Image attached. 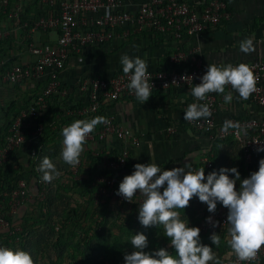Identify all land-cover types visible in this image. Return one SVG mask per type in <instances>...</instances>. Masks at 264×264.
Returning a JSON list of instances; mask_svg holds the SVG:
<instances>
[{
	"label": "built area",
	"instance_id": "built-area-1",
	"mask_svg": "<svg viewBox=\"0 0 264 264\" xmlns=\"http://www.w3.org/2000/svg\"><path fill=\"white\" fill-rule=\"evenodd\" d=\"M35 3L36 17L31 20L33 24L26 33L54 32L56 39L53 43H37L26 36L24 46L34 60L6 66L0 74L1 81L7 85L38 81L43 84L29 104L12 116L9 124H4L7 129L0 136V174L4 173L6 164L10 163L12 156H17L26 143H31L32 146L28 161L35 162L44 150L42 138L47 127L49 107L52 99L63 93L59 75L71 53L79 54L83 50L100 47L114 40H126L131 34H162L174 47L162 66L147 68L149 83L153 86L151 94L169 90L190 93L207 71L200 55V36L221 26L231 16L228 0H35ZM25 8L24 0H13L12 3L10 0H0L5 21L11 25V28L8 24L0 27V44L11 35L12 29L24 31L27 27V23L21 22ZM186 39L193 41L188 50H184L181 44ZM243 64L251 68L256 80L255 91L248 101L264 109V59ZM237 65L239 64L233 66ZM129 82L130 76L125 75L122 69L116 70L108 78L93 76L81 83L80 89L87 94L86 104L72 108L68 111L69 114L95 118L99 117L104 108L116 102L137 100L127 87ZM225 89L230 90L231 87L226 86ZM192 103L206 104L211 111L210 117L187 121L193 130L206 135L211 144L224 141L236 144L244 163L249 162L254 154L262 153L256 151L260 145L255 142L264 143V116L260 120L235 117L219 122L216 119L219 102L214 93L207 94L203 101H197L191 96L189 105ZM103 118L107 123L98 124L86 141L115 138L121 142L126 141L128 145L122 146L116 153L93 155H101L102 159L96 163L97 171L90 177V197L93 207L99 210L103 209L108 200L114 198L124 220L122 212L126 210L127 202L115 193L123 177L133 172L130 148L138 147L141 137L133 135L114 116L106 115ZM226 121L238 124L239 131L234 128H229L227 133L222 131ZM174 132L173 127H168L163 133ZM13 164L17 165L18 160ZM80 164L81 160L77 166ZM206 166L211 168L212 164L207 162ZM14 186L10 192L0 189V230L9 227L8 219L13 218L22 206L28 202L42 204L49 194L48 183L34 175L27 179H18ZM136 195L139 196L141 204L143 197L139 193ZM41 212L46 213V208L42 207ZM211 217L217 222V226L214 228L210 223L199 224L197 227L200 233L224 232L228 237L229 226L225 223L227 209L224 208ZM55 230H59L58 225ZM97 230L100 231V227ZM230 255V264H264V246L259 250L257 258L250 262L238 260L231 249Z\"/></svg>",
	"mask_w": 264,
	"mask_h": 264
},
{
	"label": "crops",
	"instance_id": "crops-1",
	"mask_svg": "<svg viewBox=\"0 0 264 264\" xmlns=\"http://www.w3.org/2000/svg\"><path fill=\"white\" fill-rule=\"evenodd\" d=\"M24 1L27 7L31 6L28 16H34L36 8L32 4L35 3V0ZM228 11L231 14L229 20L219 27L204 32L198 40L204 65L222 67L228 64L236 65L263 60L264 0H228ZM7 24L5 17H3V11L0 9V27L7 26ZM26 36L32 42L37 43H53L56 39L54 32L38 31L28 35L20 29H12L11 35L0 44V74L6 66L16 63H30L34 60V57L24 46ZM245 39H252L253 41L255 51L250 54L240 51V43ZM181 44L184 50H188L193 45V41L186 39ZM173 47V43L162 34L142 33L131 34L126 40H114L100 47L83 50L79 54L71 53L64 70L59 75L63 93L53 98L49 107L46 128H48L50 136L47 139V145L45 144L44 147L58 145V149L61 151L63 139L60 134L61 130L75 120L92 119L74 116L68 112L72 108L83 106L87 102L86 92L80 89L82 82L90 80L93 76L104 78L112 76L116 70L122 69L120 57L124 54L146 60L148 69L160 67L167 61L166 57ZM1 62L3 65H1ZM42 85L41 81H38V83L22 82L7 85L0 78V115L8 111L10 107L21 109L27 106L30 99L41 89ZM213 93L219 102L216 113V119L219 122L235 117L260 120L264 116V109L255 106L248 99L242 100L239 94L232 89H225L223 94ZM229 93L233 98L230 103H225L224 96ZM190 99L191 94L183 90L155 92L143 104L137 100L116 102L114 105L104 108L99 117L112 115L133 135L141 137L139 146L130 148V164L133 171L134 165L137 163L145 165L154 163L161 170L183 167L188 164L190 168L186 170L193 172L204 168L206 177L212 171L219 173V169L222 167H235L240 173L241 180L247 178L250 172L257 171L259 160L264 158V152L254 154L249 162L244 163L241 161L240 151L236 144L230 141L211 144L206 135L192 129L188 122L183 119L184 111L187 109ZM1 121L0 127L4 126L5 123V120ZM97 127L98 125L95 129ZM168 127H173L175 132L173 134L163 133ZM124 145H128L126 141L121 142L115 138L106 141H86L84 151L80 156L81 164L79 166L72 168L67 165V168L60 169L62 164L65 165L62 160L55 165L57 169H60V172L71 173L73 177L78 176L79 179L85 178L97 171V165L92 161L93 155L116 153ZM31 148V143H26L15 156L19 167L23 171L29 170L27 163ZM207 162L212 164L211 168H207ZM227 174L229 178H233V174ZM73 179L76 180V178ZM48 185V209L52 217L56 219L66 216L70 218L79 216L80 221L88 225L90 217L96 218L101 215L103 219L101 212L106 215L108 205L113 204L115 206V200L112 198L106 202L103 209L100 208L99 210L91 207L90 204L86 203V197L84 198L72 190L62 191L60 177L48 183ZM235 187L237 190L239 189V181H237ZM60 198L62 201H60ZM138 198L139 196L135 195L132 203L126 201V210L122 212L125 218L138 214L140 204ZM222 209L224 207L217 203L216 212ZM91 210L94 211L91 212ZM89 211L90 216L86 217L85 214ZM117 211H121L118 205ZM178 211H180V218L185 222L188 221L189 227H197L199 224L208 223L206 218L214 214L209 213L207 205L200 202L197 197L190 200L189 206L184 209V212L183 210ZM18 212L21 222L33 227L35 238L47 235V229L39 222L37 204L28 202ZM66 224L63 233L65 239L67 238L65 242L68 244L69 240L76 239L77 236L71 233L72 231L75 233L71 227V222H66ZM156 227H151V233L154 236L156 232L153 229ZM212 234L200 233V243L212 248V252L220 264H230L231 255L230 247L227 244V235L224 232L215 233L220 237V243L217 246L212 244L210 239ZM48 244H44L40 251L49 249L54 253L50 247L52 243ZM166 247L171 255H175V251L169 246V241Z\"/></svg>",
	"mask_w": 264,
	"mask_h": 264
},
{
	"label": "clouds",
	"instance_id": "clouds-1",
	"mask_svg": "<svg viewBox=\"0 0 264 264\" xmlns=\"http://www.w3.org/2000/svg\"><path fill=\"white\" fill-rule=\"evenodd\" d=\"M239 48L245 54L255 51L252 39L243 40ZM120 63L123 73L130 76L127 87L137 101L145 103L153 89L149 83L146 60L124 54L120 57ZM200 79L201 82L192 87L190 92L197 101H203L209 93L223 94L226 86L237 92L242 100H247L255 91L253 71L243 63L222 67L208 64L207 71ZM232 98L231 93L225 95V103H230ZM210 116L211 111L206 104L192 103L184 111L183 119L197 121ZM101 123H107L105 118L95 117L91 120H75L64 127L60 133L63 138L60 160L75 168L80 163L86 138ZM229 128L239 131L238 124L226 121L222 131L227 133ZM255 144L260 145L256 148L257 152H264V143L257 141ZM189 168L185 164L183 167L161 170L154 163H137L132 174L123 177L115 194L132 203L133 197L139 193L143 197V202L138 206L137 219L140 225L144 228L161 225L163 236L175 251V255L164 248L146 252L148 239L146 235L137 233L130 241L133 251L123 257L124 264H220L212 248L200 243V229L189 227L188 221L180 218L178 210L184 212L193 197L206 204L209 213L216 212L217 203L226 208L228 246L240 261L250 262L257 258L264 246V158L259 160L258 170L242 180L235 167H222L219 173L212 171L206 177L204 168L195 172L186 170ZM37 170L42 173L41 180L46 183H51L61 175L48 157L41 160ZM227 173L233 174V178H229ZM237 181L238 190L235 187ZM206 222L214 228L217 226L211 216L206 218ZM210 239L213 245H219L220 237L217 234L213 233ZM0 264H34V261L26 251L0 246Z\"/></svg>",
	"mask_w": 264,
	"mask_h": 264
},
{
	"label": "trees",
	"instance_id": "trees-1",
	"mask_svg": "<svg viewBox=\"0 0 264 264\" xmlns=\"http://www.w3.org/2000/svg\"><path fill=\"white\" fill-rule=\"evenodd\" d=\"M10 2L12 3L13 0H10ZM32 6L36 8V3H33ZM30 8L31 6H26L25 11L21 16V22L27 23V27L24 28L25 32L29 31L30 27L33 24L31 20H34L36 17V9L35 13L33 14L34 16H28L30 14ZM19 110L20 109H16L15 107H10L8 111L5 112V115L7 116L6 124L10 123V118L16 115ZM5 125L3 126V129L0 132L1 137L4 135V132H6L7 126ZM44 135L49 136L48 128L45 129ZM42 142L44 145L47 144V139L43 137ZM92 159L94 163H98L101 161L102 156L99 155L98 157H93ZM37 160L35 162L29 160V170L27 168L28 171H23L18 164H13L17 162V158L15 156H12L10 163H7L5 166L4 173L0 174V180L2 181L0 189H5L6 191L10 192L15 187V182L18 179H27L30 175H34L36 178H41L42 173L37 170L40 163ZM59 177L61 179H64V183L66 184L65 186L69 190H72L73 192L77 193L78 195L84 198L86 197V203L90 204L91 207H93L92 200L90 197L92 193V188L90 185V176L81 178L80 181H77L74 180L68 172H61V175ZM68 189L62 188V191ZM48 200L49 194L44 203L37 205L39 213V222L45 226V229H47L46 236H40L35 238V231L33 227L21 222L18 210L13 218L8 219L9 227L0 230V246L8 247L13 250L26 251L32 257L37 259V256L39 252H41L40 250L42 249V247H44V244L49 245L48 243H52V246L50 245V247L52 248L56 256L55 264H60L61 262H63L64 264H94L96 261H99L102 257V254L99 252L98 248L96 247L97 245L95 244L96 241L102 237L101 229L104 225V218L102 219L101 215L97 218L90 217L88 225L84 222L82 223L80 221L81 219H79V216H73V218L66 216L60 219H56L55 217H52L49 212ZM42 207L46 208V213L41 212ZM92 211L94 210H91V212ZM103 213L104 212H101L102 216L104 217ZM85 215L86 217H89L90 211L86 212ZM137 217L138 214L130 215L128 219L130 222H134V220L138 221ZM128 219L126 218L125 220ZM69 221L71 222V227L75 231V233H73V231L71 233L74 235L76 234L78 237L75 241V244L73 245L68 242V244H66L65 241H67V238L65 239V234L63 233V229L67 226L66 222ZM84 221L86 222L85 219ZM56 225L59 226L58 231L55 230ZM97 227H100V231L97 230ZM67 249H71V252H68Z\"/></svg>",
	"mask_w": 264,
	"mask_h": 264
},
{
	"label": "rangeland",
	"instance_id": "rangeland-1",
	"mask_svg": "<svg viewBox=\"0 0 264 264\" xmlns=\"http://www.w3.org/2000/svg\"><path fill=\"white\" fill-rule=\"evenodd\" d=\"M6 115L2 113L0 115V121L5 120L6 122ZM2 122V121H1ZM0 122V125H1ZM3 129V125L0 127V132ZM44 135L43 137L49 139L47 136ZM47 145V144H46ZM47 147V146H46ZM45 148V147H44ZM60 151L58 149V145H50L44 149V151L38 156V162L40 163L44 157H48L52 160L54 164L60 161ZM97 163V162H96ZM99 163V162H98ZM63 168H67V164H62ZM58 169V171L60 170ZM71 176L73 174L69 173ZM94 174H90V177H93ZM87 176V177H89ZM73 177V176H72ZM76 178L77 181H80L79 177ZM54 181V180H53ZM64 183V179H61V187L63 189H68ZM60 187V188H61ZM69 190V189H68ZM68 196V195H66ZM65 196V198H67ZM60 201L61 198H60ZM62 204V203H61ZM111 204V203H110ZM115 206L108 205V210H106V215H104V222L103 228L101 229L102 237L96 241L99 252L102 254V257L99 261H96V264H124V255L130 254L133 251V248L130 244L131 238L133 235L137 233H142L146 235L148 239V247L144 250L146 252H152L159 248H164L167 250L166 244L168 242L167 238L163 236V227L158 225L154 232L151 233V227L144 228L140 225L139 221L134 220V222H130L128 220H122L121 214L117 211V204L114 202ZM77 236V235H76ZM78 237H76L77 239ZM69 240L68 243L71 245L75 244V240ZM79 240V239H78ZM68 252H71V249H67ZM169 251V250H168ZM174 255V254H173ZM55 254L51 252L49 249H44V251L39 252L37 259L33 258L34 264H55L56 258ZM60 264H64L61 262Z\"/></svg>",
	"mask_w": 264,
	"mask_h": 264
}]
</instances>
